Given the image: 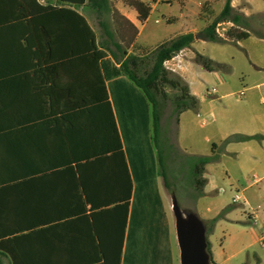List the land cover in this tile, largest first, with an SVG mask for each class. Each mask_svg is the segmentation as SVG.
Masks as SVG:
<instances>
[{
    "label": "crops",
    "instance_id": "1",
    "mask_svg": "<svg viewBox=\"0 0 264 264\" xmlns=\"http://www.w3.org/2000/svg\"><path fill=\"white\" fill-rule=\"evenodd\" d=\"M141 1L151 7V14L144 23L138 11L125 0H110L116 18L125 21L135 32L127 48L128 54H137L134 48H157L167 38L171 40L206 28L227 2ZM259 1L232 0V7L249 20L254 15L264 14L256 8V4H261ZM34 2L41 6L76 9L89 21L85 15L89 0L80 7H71L67 0H0V257L3 264H176L170 190L166 187V171L160 166L153 108L148 97L126 75L106 77L114 67H120L109 55L112 64L104 74L115 120L113 134L107 108L73 107L70 98L82 99L88 95L79 89L81 79L70 75L63 63L55 64L59 75L49 74L47 64L33 59L31 50L24 48L22 32L26 30L21 20L33 18ZM216 3L221 4L219 11L215 9ZM150 22H165L166 26H179V29L174 35L162 37L168 31L166 28L146 32ZM218 25L226 26L223 29L226 33L220 36L224 40L232 28L251 34L249 29L231 21ZM114 31L121 33L119 29ZM198 42L210 41H196L170 60V64L178 60L172 66L173 72L188 83L201 107L206 94L201 96L194 90L199 84L197 76L203 74L204 69L195 61L196 53L201 54L196 48ZM212 60L223 69L210 73L220 83H225L230 66L215 58ZM250 63L258 72L264 70L254 61ZM23 67L27 70L21 73ZM263 87L264 82L249 89ZM249 89L242 91L244 96L238 98H246ZM217 93L218 90L207 96ZM261 102L264 103V98ZM198 111H185L178 124L177 145L192 161V176L196 158L211 156L196 151L197 140L188 114ZM197 117L202 119V126L209 125L210 121L202 118L201 113L198 112ZM212 117L215 121L213 114ZM239 123L234 132L222 137L220 144L215 143L220 159L205 167L204 184L191 195L190 205L186 207L209 222L207 236L216 264H228L227 261L236 256L222 261L213 249L211 235L221 222L247 221L255 243L260 245V238L264 236V112L257 113L252 105L248 106ZM117 132L122 144L120 153ZM238 135L254 138L226 143L228 138ZM229 155L237 159L241 176L222 180L234 187L245 185L243 197L248 205L244 206L249 210H240L230 203L214 209V195L224 189L219 187L223 174L217 165L220 162L224 165ZM249 165L262 173V176L254 175L262 179L256 186L244 180V171ZM228 207L230 210L214 222ZM251 259L255 264L264 262V257L255 251Z\"/></svg>",
    "mask_w": 264,
    "mask_h": 264
},
{
    "label": "trees",
    "instance_id": "2",
    "mask_svg": "<svg viewBox=\"0 0 264 264\" xmlns=\"http://www.w3.org/2000/svg\"><path fill=\"white\" fill-rule=\"evenodd\" d=\"M71 7H80L87 3V0H67ZM133 6L139 13L141 22H146L151 14V7L141 0H125ZM88 6L96 10L101 16L99 24L105 29V36L100 40L96 31L90 25L87 18L72 8H54L52 6H41L39 3H33V18L22 19L21 26L25 33L22 32V39L26 43V50H31L32 58L39 62L47 64L48 73L59 75L55 64H66L68 73L78 76L81 80L78 84L80 90L88 94L85 98H70L73 107H96L107 108L112 124V134L115 127L114 115L105 84V71H108V65L112 62L108 59L111 55L114 60L120 64V67H114L111 73H106V77H117L120 75L128 76L148 97L153 108V125L155 131V143L159 150L160 166L166 171L165 155L170 152V141L167 138L166 130L162 124V112L160 102L157 99L161 86L170 85L174 89H179L181 94L176 100L178 124L179 117L188 110H197L199 100L194 96L188 83L180 76L168 72L164 64L172 60L181 51L191 48L198 40L210 42H225L217 33V26L221 22L231 21L238 27L248 28L249 21L243 14L235 11L232 7V0H227L223 11L216 19L206 28L196 32L180 35L159 45L154 51L155 61L150 71L140 74L143 65L146 64L145 57L136 53L128 54L127 49L116 42V31L110 29V23L117 13L114 12L110 0H89ZM29 4H25L28 8ZM205 8V6H204ZM104 18V20H103ZM108 19L109 22H108ZM32 30V33H28ZM246 30L232 28L228 31V36L237 41L246 40L250 37ZM132 42V41H131ZM131 44V43H130ZM112 45V46H111ZM24 46V45H23ZM129 46V45H128ZM113 47L114 49H112ZM195 61L205 70L213 72L223 69V66L212 59L196 53ZM53 65V66H52ZM27 70L23 67L22 72ZM103 112V111H102ZM103 116V113H102ZM118 152L122 151L120 135L117 132ZM251 136H232L226 140V143L249 140ZM164 147V148H163ZM216 145L212 147L211 156L197 157L194 163L195 177L202 176L205 167L208 164L218 162L220 156L216 153ZM164 173V172H163ZM202 185L204 180L201 181ZM166 187L171 190L172 187L166 181ZM226 208L214 220L221 219L224 214L230 210ZM211 252V246L209 245ZM212 253V252H211ZM0 264L3 260L0 257Z\"/></svg>",
    "mask_w": 264,
    "mask_h": 264
},
{
    "label": "rangeland",
    "instance_id": "3",
    "mask_svg": "<svg viewBox=\"0 0 264 264\" xmlns=\"http://www.w3.org/2000/svg\"><path fill=\"white\" fill-rule=\"evenodd\" d=\"M197 1L200 0H194V2ZM259 2L261 4H256V8L264 12V0H260ZM215 9L216 11H219L221 9V4L216 3ZM85 15L98 32L100 40L106 38L105 29L99 24V20L101 19L99 13L88 6L85 10ZM109 20L110 19H108V22ZM113 20L114 21L110 23V29L113 31L119 29L121 32L116 34L115 41L119 44L122 43L121 45L123 48H129L131 41H133L135 37V32L124 23L125 21L116 17L113 18ZM247 24V29L251 31V37L246 40L233 41V37L227 36L228 38L225 42L230 44L198 42L196 45V48L204 56L211 59L215 58L230 66V72L225 75V83H220L214 74L207 72L204 69L203 74L197 76L199 84L194 90L199 95H205L207 90H212L213 88H217L218 90V93L214 96L205 95L206 101L198 108V112L202 114V118H207L208 121H210L208 126L201 125L200 121L202 119L197 117L198 112L188 114L196 136V151L198 154L212 155L213 145H215V143L220 144L222 142V137L234 132V130L239 127L241 115L248 109V106L252 105L257 113L264 112V103L261 102L262 98H264V87L261 90L250 91L249 89L252 85L264 82V70L258 72L250 63V60H252L257 65L264 67V14L252 16ZM178 27L166 26L165 22H150L146 26V32L152 33L166 28L168 31L164 32L162 37H169V35H174V33L178 31ZM218 27L219 26H217V28ZM225 27L226 26L219 27L221 34L226 33V31L223 30ZM167 39L169 40L170 38ZM111 48L114 49L113 47ZM140 49L141 47L134 48V52L136 51L140 56H148L147 59L145 57L146 64L143 65L140 71V74L142 75L145 72L150 71L153 66L155 61L154 51L156 47L150 46L148 48ZM174 63H178V60L174 61L173 64ZM173 64H168L167 67L164 64V67L172 74V76L173 74L179 75V73L168 69V67L172 68ZM179 70L180 69L177 68V71ZM246 88L249 89L246 98L239 99L238 97L241 98L239 93ZM180 94L181 92L179 89H174L170 85H164L161 86L157 99L160 102L162 124L166 130V135L170 141L169 145L171 147L168 156L165 155L166 176L170 186L176 191L180 204L183 207H187L192 200L191 195L200 189L202 186V183L200 182L204 179L203 175L196 178L194 173L192 176V161L177 145L178 113L176 100ZM224 95L229 96L221 99ZM248 103H250V105ZM212 114L215 116V121L212 120ZM207 139H209V142H207ZM189 141L190 140L188 139V142ZM237 145L239 147L240 144ZM216 153L220 156V152L217 151ZM236 161L237 159L234 156L229 155L225 158L224 165H222V162L217 165L220 174H223V178L221 177L219 181V187H223L226 191L224 194H221L220 192L215 193V210L220 209L224 203H230L238 207L240 210H249L248 207L244 206L243 201L238 204H234L233 202V199L237 195H246V192L243 191L245 185L243 187H234L226 184V182L222 180L225 179L227 181L229 178L236 179L241 176ZM226 172H228V174H226ZM255 174L262 176V173L256 170L253 165H249L244 171V180H250L251 182ZM256 206L257 204H254V207ZM171 214L173 215L172 208ZM251 228V224L247 221L237 224L221 222L219 225H216L214 232L211 235V242L215 253L220 255L222 261L228 259L229 256L236 255L234 258L227 261L228 264H255V260L251 259V254L254 251L264 257V248L260 244L255 243ZM174 250L176 256L175 263L180 264V250L177 243L176 230Z\"/></svg>",
    "mask_w": 264,
    "mask_h": 264
},
{
    "label": "water",
    "instance_id": "4",
    "mask_svg": "<svg viewBox=\"0 0 264 264\" xmlns=\"http://www.w3.org/2000/svg\"><path fill=\"white\" fill-rule=\"evenodd\" d=\"M170 200L180 264H216L209 250V222L201 219L195 210L183 207L173 188L170 190Z\"/></svg>",
    "mask_w": 264,
    "mask_h": 264
},
{
    "label": "built area",
    "instance_id": "5",
    "mask_svg": "<svg viewBox=\"0 0 264 264\" xmlns=\"http://www.w3.org/2000/svg\"><path fill=\"white\" fill-rule=\"evenodd\" d=\"M218 26L220 27L221 25H218ZM219 27L217 28V33H220ZM219 35L222 36L221 33H220ZM168 64H170V61H166V62H165V66H166V67H167ZM168 69H170L171 71H173V67H172V68H169V67H168ZM216 92H217L216 88H213L212 90H207L206 95H212V94H215ZM239 95H240L241 97H243V96H244V93H243V92H240ZM261 182H262V179H260V178H258V177H256V176H254V177L252 178V181H251V186H256V185H258V184L261 183ZM224 191H225L224 189H221V190H220L221 193H223ZM242 201H243V204H244V205H248V202L244 199L243 194H242V195H237V196L234 198V200H233V202H234V203H237V204H238V203H242ZM256 219H257V216H255V220H256ZM260 242H261V245L264 246V236H262V237L260 238Z\"/></svg>",
    "mask_w": 264,
    "mask_h": 264
}]
</instances>
